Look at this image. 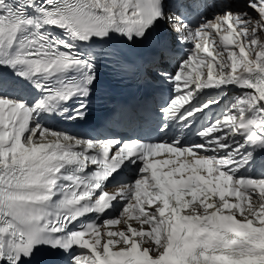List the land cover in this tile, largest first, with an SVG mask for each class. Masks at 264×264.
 Wrapping results in <instances>:
<instances>
[{
    "label": "snow or ice",
    "instance_id": "1",
    "mask_svg": "<svg viewBox=\"0 0 264 264\" xmlns=\"http://www.w3.org/2000/svg\"><path fill=\"white\" fill-rule=\"evenodd\" d=\"M109 64L166 97L57 127ZM0 264H264V0H0Z\"/></svg>",
    "mask_w": 264,
    "mask_h": 264
},
{
    "label": "bare ground",
    "instance_id": "2",
    "mask_svg": "<svg viewBox=\"0 0 264 264\" xmlns=\"http://www.w3.org/2000/svg\"><path fill=\"white\" fill-rule=\"evenodd\" d=\"M117 227H119V226H117Z\"/></svg>",
    "mask_w": 264,
    "mask_h": 264
}]
</instances>
